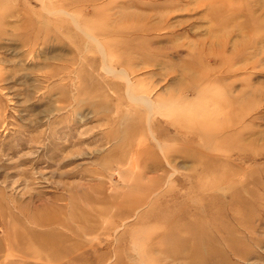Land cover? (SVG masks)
<instances>
[{"label":"rangeland","instance_id":"rangeland-1","mask_svg":"<svg viewBox=\"0 0 264 264\" xmlns=\"http://www.w3.org/2000/svg\"><path fill=\"white\" fill-rule=\"evenodd\" d=\"M0 264H264V0H0Z\"/></svg>","mask_w":264,"mask_h":264},{"label":"bare ground","instance_id":"bare-ground-1","mask_svg":"<svg viewBox=\"0 0 264 264\" xmlns=\"http://www.w3.org/2000/svg\"><path fill=\"white\" fill-rule=\"evenodd\" d=\"M147 33V32H146ZM138 101H140V102H145L144 100H138ZM146 103V102H145ZM148 103V102H147ZM148 106H149V104H147ZM96 192V191H95ZM85 197V196H84ZM88 198V197H87ZM76 215V214H75ZM33 223L34 224H38V225H42V226H46V227H48V226H50L52 223L49 221H46V222H38V221H33ZM33 236H37V234H32V233H30L29 234V236H28V238L30 239V240H32L34 237ZM46 241H45V244H41V243H37V247H39L40 245L41 246H44L46 249H50V250H54V249H57V243H55V241H53V240H51V238L48 236V237H43ZM34 240H35V238H34ZM55 251V250H54Z\"/></svg>","mask_w":264,"mask_h":264}]
</instances>
